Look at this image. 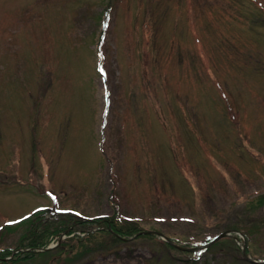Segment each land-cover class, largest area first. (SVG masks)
I'll use <instances>...</instances> for the list:
<instances>
[{"label":"rangeland","instance_id":"1","mask_svg":"<svg viewBox=\"0 0 264 264\" xmlns=\"http://www.w3.org/2000/svg\"><path fill=\"white\" fill-rule=\"evenodd\" d=\"M68 215L173 245L66 228L17 260ZM243 248L264 260V0H0V264H253Z\"/></svg>","mask_w":264,"mask_h":264},{"label":"trees","instance_id":"2","mask_svg":"<svg viewBox=\"0 0 264 264\" xmlns=\"http://www.w3.org/2000/svg\"><path fill=\"white\" fill-rule=\"evenodd\" d=\"M67 221L69 222L67 226H64L66 225L64 223V224H60V227H56L55 225L51 229L48 228L49 226L43 227L42 232L38 235H34L32 237L31 242L28 244L27 247L30 248V250L27 252H18L16 254L17 257L16 256L15 257L17 258V260L31 259L36 254L35 249L46 245L47 241L45 240V236H47L48 234L58 233L60 231H66L65 230L66 228L70 230L71 229L72 230L81 229L82 231H85L86 229H91L95 226H104L107 230H101L100 232L109 234L112 240L116 242L123 240L121 237H128L130 235H135L140 232V229L137 226L130 225V224L123 225L121 224V221H118L113 216L106 217V218L99 217V219L98 218L83 219V218H76V217L74 218L72 215H68ZM108 228H110L111 231L108 230ZM113 232L116 233L118 236L115 235ZM146 235H151V234H146ZM247 238L248 237H246V239ZM10 253H11L10 249H5L3 251L1 250L0 260L4 263L7 262V261L2 260V258H4L5 256H8Z\"/></svg>","mask_w":264,"mask_h":264},{"label":"water","instance_id":"3","mask_svg":"<svg viewBox=\"0 0 264 264\" xmlns=\"http://www.w3.org/2000/svg\"><path fill=\"white\" fill-rule=\"evenodd\" d=\"M141 233L157 234L156 232H153V231H151V232H141ZM224 235H226V233H220L218 236H216V237L213 239V241L216 240V239H218V238H220V237H223ZM161 236H162V235H161ZM165 240L168 241L167 238H165ZM49 248H50V247H49ZM49 248H46V250L49 249ZM242 253L245 254V250H244V248H243V250H242ZM251 262L254 263V264H264V260H263V261H254V260H251Z\"/></svg>","mask_w":264,"mask_h":264}]
</instances>
